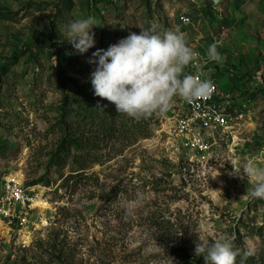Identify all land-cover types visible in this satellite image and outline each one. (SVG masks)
I'll list each match as a JSON object with an SVG mask.
<instances>
[{
	"label": "rangeland",
	"instance_id": "obj_1",
	"mask_svg": "<svg viewBox=\"0 0 264 264\" xmlns=\"http://www.w3.org/2000/svg\"><path fill=\"white\" fill-rule=\"evenodd\" d=\"M89 16L95 46L80 54L68 28ZM152 24L184 33L199 53L230 133L191 153L170 131L182 108L174 97L147 136L94 131L96 161L70 177L75 158L56 165L53 154L62 122L83 113L86 96L101 99L92 53ZM212 43L223 63L207 60ZM246 162L264 167V0H0V193L13 178L48 204L34 201L22 224L0 208V264H204L195 243L216 233L234 236L236 264H264V199L249 198L243 169H233ZM137 193L145 199L128 215Z\"/></svg>",
	"mask_w": 264,
	"mask_h": 264
},
{
	"label": "clouds",
	"instance_id": "obj_2",
	"mask_svg": "<svg viewBox=\"0 0 264 264\" xmlns=\"http://www.w3.org/2000/svg\"><path fill=\"white\" fill-rule=\"evenodd\" d=\"M96 21L94 17L76 19L69 24L68 41L78 53L84 54L95 46ZM140 32H130L107 50L97 49L89 63L97 64L91 74L94 94L115 105L117 113L137 121L153 114H163L174 105V97L187 102L207 99L213 90L211 79L185 74L187 66H197L199 53L187 43L184 33L179 30H158L152 24L148 28L139 27ZM218 45L212 43L207 49V60L223 63L226 57L218 52ZM239 175L243 169V179L247 177V195L252 199H264V167L246 162L241 167L233 165ZM145 199L144 193L126 203V214H134ZM195 255L203 257L204 264H236L240 254L235 248L234 236L216 233L208 237H198ZM254 254L245 252V257Z\"/></svg>",
	"mask_w": 264,
	"mask_h": 264
},
{
	"label": "built area",
	"instance_id": "obj_3",
	"mask_svg": "<svg viewBox=\"0 0 264 264\" xmlns=\"http://www.w3.org/2000/svg\"><path fill=\"white\" fill-rule=\"evenodd\" d=\"M184 23L189 22L186 15L180 16ZM197 66L189 65L185 74L199 76L201 79H211L213 90L207 99L187 102L182 100L181 110L170 123V131L176 137L182 138L181 144L191 153L202 155L212 152L224 135L232 128L231 115L219 96V86L204 69L200 57L195 62ZM35 198L27 186L13 178H7L0 193V208L9 218L19 216L20 223L26 220ZM19 208V210L16 209ZM19 214V215H18Z\"/></svg>",
	"mask_w": 264,
	"mask_h": 264
},
{
	"label": "trees",
	"instance_id": "obj_4",
	"mask_svg": "<svg viewBox=\"0 0 264 264\" xmlns=\"http://www.w3.org/2000/svg\"><path fill=\"white\" fill-rule=\"evenodd\" d=\"M2 70L3 74L7 73L9 66H3ZM86 101L87 104L83 113L78 115L73 122H62L61 138L53 154L56 165H65L69 158H75L78 166L74 170H71L72 173L70 175L72 176L70 177L73 178L84 175L90 163L96 161V155L92 154L91 151L95 147L94 131L105 133L106 130L110 129V132H120L121 128V131H129L133 127H138L147 136L153 119L152 115L147 119L137 121L124 114L117 113L115 105L106 104L103 99L94 102L93 97L90 95L86 96ZM108 125L111 128H108ZM94 127L98 130H94ZM73 151H77V154H74V156Z\"/></svg>",
	"mask_w": 264,
	"mask_h": 264
},
{
	"label": "bare ground",
	"instance_id": "obj_5",
	"mask_svg": "<svg viewBox=\"0 0 264 264\" xmlns=\"http://www.w3.org/2000/svg\"><path fill=\"white\" fill-rule=\"evenodd\" d=\"M18 178H20V177L18 176ZM34 201H35V204L41 208H46L48 206V204L46 202L40 200V198H35Z\"/></svg>",
	"mask_w": 264,
	"mask_h": 264
}]
</instances>
